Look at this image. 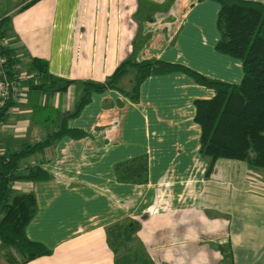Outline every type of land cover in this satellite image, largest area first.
Returning a JSON list of instances; mask_svg holds the SVG:
<instances>
[{
	"label": "crops",
	"instance_id": "1",
	"mask_svg": "<svg viewBox=\"0 0 264 264\" xmlns=\"http://www.w3.org/2000/svg\"><path fill=\"white\" fill-rule=\"evenodd\" d=\"M8 1L0 19L10 16L3 39L21 97L0 125L2 151L43 139L52 130L46 107L73 111L83 81L103 82L128 59L158 58L230 83L244 75L242 59L217 48L219 0H38L22 10L30 0ZM124 77V91H94L68 119L84 136L63 135L26 164L48 178L13 185L36 196L25 231L50 252L20 263L23 254L0 240V264H264V169L219 158L208 175L200 150L196 100L216 90L171 70L147 76L134 100L126 91L135 76L130 88ZM52 78L73 82L56 92L35 86ZM3 81L0 68V91ZM139 156L146 177L120 179L117 164ZM132 221L131 236L114 243L111 233Z\"/></svg>",
	"mask_w": 264,
	"mask_h": 264
},
{
	"label": "trees",
	"instance_id": "2",
	"mask_svg": "<svg viewBox=\"0 0 264 264\" xmlns=\"http://www.w3.org/2000/svg\"><path fill=\"white\" fill-rule=\"evenodd\" d=\"M38 0H30L20 10L29 7ZM221 9L218 28L221 37L217 48L223 52L240 57L243 61L244 75L239 83H230L210 78L187 65L168 62L158 58L142 61L128 59L121 62L113 73L103 82L83 81V91L73 111L58 113L53 107H46L47 121L52 130L41 140L27 143L19 151L0 150V240L23 254L20 263L27 262L50 251L26 235V226L37 213L36 196L33 193H16L13 185L17 180H41L49 177V172L40 166L28 165L24 172H19L22 159L53 145L63 135L82 137L85 131L71 128L68 119L78 115L90 101L92 92H101L109 88H119L121 78L130 67H135V85L126 93L134 100L139 98L141 82L150 74L184 70L199 82L216 90L212 98L196 100V121L201 126V152L207 157L210 175L219 158L237 159L248 162L254 167L264 168V3L257 0H219ZM10 16L0 19V53L7 58L5 69L12 79L16 61L11 50L2 44L5 38V24ZM39 74L47 73V62L34 60ZM72 80L51 79L42 84H35L45 91H65ZM14 102L8 101L0 107V123L5 121L7 109ZM120 179H132L141 175L146 177L148 170L146 157H135L117 164ZM134 221L128 227L118 228V234L111 233L112 240L119 243L124 236H131ZM115 243V242H114Z\"/></svg>",
	"mask_w": 264,
	"mask_h": 264
},
{
	"label": "built area",
	"instance_id": "3",
	"mask_svg": "<svg viewBox=\"0 0 264 264\" xmlns=\"http://www.w3.org/2000/svg\"><path fill=\"white\" fill-rule=\"evenodd\" d=\"M2 44L5 45V39H2ZM7 58L0 53V68H2L4 74V81L2 82V87L0 91V107H3L8 101L14 102V104L20 101V79L19 75L16 74L15 77L10 79L8 77L7 71L5 69ZM14 104L7 109V113L13 110ZM3 122L0 123V125Z\"/></svg>",
	"mask_w": 264,
	"mask_h": 264
},
{
	"label": "rangeland",
	"instance_id": "4",
	"mask_svg": "<svg viewBox=\"0 0 264 264\" xmlns=\"http://www.w3.org/2000/svg\"><path fill=\"white\" fill-rule=\"evenodd\" d=\"M1 1L2 0H0V2ZM22 1H24V0H17V1L16 0H10L8 2H10L11 3L10 5L13 6L14 2H22ZM135 74H136V69L134 67H130L128 73L123 78L124 79L123 82H121L122 86L125 87V88L132 87V85L134 83ZM23 75L24 76H21V77H23L25 79L26 76H25V74H23ZM20 88H21V85H20ZM38 155L39 154L37 153V154H34V156L33 155L32 156H27L24 159H22L20 164H19V172H22L25 169V166H26V164H28V162L33 163V161L30 160V159H32V157H37ZM258 168H260V167H258ZM261 169H264V168H261ZM259 173H260L259 175H263L264 176V170H260ZM113 241L116 243L115 239H113ZM1 264H4V262H2ZM226 264H231L230 260H229V262H226Z\"/></svg>",
	"mask_w": 264,
	"mask_h": 264
}]
</instances>
